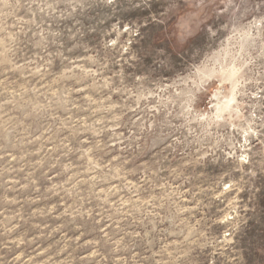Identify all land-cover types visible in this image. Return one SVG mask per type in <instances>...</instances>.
Returning a JSON list of instances; mask_svg holds the SVG:
<instances>
[{
    "label": "rangeland",
    "instance_id": "1",
    "mask_svg": "<svg viewBox=\"0 0 264 264\" xmlns=\"http://www.w3.org/2000/svg\"><path fill=\"white\" fill-rule=\"evenodd\" d=\"M0 264H264V0H0Z\"/></svg>",
    "mask_w": 264,
    "mask_h": 264
}]
</instances>
